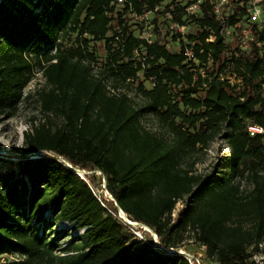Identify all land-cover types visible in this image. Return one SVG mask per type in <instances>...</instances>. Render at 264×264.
Here are the masks:
<instances>
[{
    "label": "trees",
    "instance_id": "16d2710c",
    "mask_svg": "<svg viewBox=\"0 0 264 264\" xmlns=\"http://www.w3.org/2000/svg\"><path fill=\"white\" fill-rule=\"evenodd\" d=\"M249 4L230 0L224 20L212 0L193 14L179 0H0V115L32 96L24 88L35 69L46 82L33 93L42 119L0 170V254L16 252L23 264H189L167 251L181 248L187 233L213 264H264L253 259L264 239V8L263 26H251L241 49ZM147 12L150 41L141 36L145 20L131 22ZM170 22L194 33L186 41ZM93 42L106 55L96 70ZM129 82H137L135 97L123 90ZM145 115L157 129L143 125ZM218 136L230 148L225 164L195 173L198 150ZM89 177L104 179L117 206ZM118 206L163 248L130 240ZM48 210L53 224L84 229L62 255L35 228Z\"/></svg>",
    "mask_w": 264,
    "mask_h": 264
},
{
    "label": "rangeland",
    "instance_id": "374dc122",
    "mask_svg": "<svg viewBox=\"0 0 264 264\" xmlns=\"http://www.w3.org/2000/svg\"><path fill=\"white\" fill-rule=\"evenodd\" d=\"M181 4L187 5V0H179ZM198 12V11H197ZM196 12V13H197ZM150 14L148 15V19H150ZM148 19H145L148 21ZM133 21H142L141 19H131ZM146 23V22H145ZM144 27L150 28L151 26L148 24H144ZM194 33V28L190 24L185 25L184 29L181 31V36L184 37L186 41H188L187 36ZM168 46L173 48L174 50L179 49L178 41L172 40L171 36L168 38ZM227 41L232 42L233 38L227 37ZM234 44V42H232ZM96 47V56L97 61L93 63L94 70L98 67H101L105 62V51L103 50V44L100 42H93ZM66 45H70V41L66 42ZM230 82H238L240 79L235 77L233 74H227L226 77ZM139 80H143L142 73H139ZM45 79L42 76L41 72L35 69L34 75L30 82L24 88V94L31 93L32 96L28 99H23L18 103L17 109L12 116L7 114L0 115V170L8 169L11 164L8 159L11 154L14 153V147L21 146L23 141V133L25 130L29 129L32 124H36L38 120L42 119V114L40 112V103L38 102L36 95H34V91L42 86H45ZM148 84V82H146ZM137 82H129L128 86L123 87L130 96L135 97V88ZM51 121L53 123H59L60 119L56 117H52ZM142 123L145 127L150 129H157V123L154 117L151 115H145L142 117ZM230 152V148L228 142L222 137L218 136L214 140H212L206 149H199L196 156L198 157L197 162L193 167V171L195 173H200L203 175L215 173L220 166L224 165L226 162V158ZM16 167V166H15ZM16 169V168H15ZM80 173V172H79ZM83 174V173H81ZM95 173L89 172V176L91 177ZM98 174V172H96ZM90 182L93 186L96 194L109 199L106 196L105 190L103 188V178L99 181L96 178V182H92L91 178ZM97 177V176H96ZM188 197L179 200L175 208L172 212V217H176L177 212L185 205L186 201H188ZM110 200V199H109ZM51 210L46 212V219L48 222L40 223L35 225V228L38 230V234H44L47 237H50L52 241L56 244L54 246V251L56 254L62 255L61 249L66 247V245L72 241H78L80 235H82L84 229H76L73 227L72 222H56L53 224L51 222ZM51 225V226H50ZM124 233L128 236L130 240L144 241L152 239L154 244L158 247L159 238H157V242L154 240V236L148 231L140 226H126L125 222L122 223ZM136 232H140L142 234V238L138 237ZM191 235V233H190ZM186 238L183 241L181 249L189 252L196 257H198L202 264H213L210 259L206 257L205 247L196 243L192 238L189 237V234H185ZM24 257L16 252H8L0 254V264H23ZM253 259L256 263H261L262 259H264V239L259 245V249L254 253Z\"/></svg>",
    "mask_w": 264,
    "mask_h": 264
},
{
    "label": "built area",
    "instance_id": "2783aa9c",
    "mask_svg": "<svg viewBox=\"0 0 264 264\" xmlns=\"http://www.w3.org/2000/svg\"><path fill=\"white\" fill-rule=\"evenodd\" d=\"M118 1H123V0H118ZM202 0H187V5L185 6V10L190 13H196L200 9V3ZM213 1V6H214V12L221 17L222 19H226L227 16H224L223 10L225 8V5L230 2V0H212ZM263 8H264V0H250L249 7L247 8L248 14H247V20L246 23H243V26L241 21H238L236 23V26H241L240 30V39H239V48L241 49H246L249 47L250 41L253 39L252 38V28L251 26L254 24L257 28H261L263 26ZM150 13H144L141 15H136L137 19L145 20L148 19V15ZM168 17H170V13H166ZM146 24H148V21H146ZM169 28L172 32L174 33H181V31L184 29L183 25H178L175 22H170ZM224 33L226 37L232 36V27L225 26L224 27ZM141 36L148 41L152 39V32L150 28L145 27L143 31L141 32ZM184 53L187 55L189 58L193 56V51L189 47L184 48ZM249 130L251 133L254 132H261L262 128L258 126H249ZM78 174L83 177V174L79 173ZM104 183V179H103ZM103 188L105 190L106 196L110 199L113 200V197L109 194V192L106 190L105 185L103 184ZM118 217L122 220V222H125L126 225L128 226H140L144 228L142 225L138 224H133L135 221L131 220L128 218L126 213L123 210L118 209ZM150 231L152 236H154V240L156 241L158 236L149 228H144ZM138 237L142 238V234L140 232H136ZM157 242V241H156ZM154 243V241H153ZM159 247L162 249L163 247L158 243ZM154 247H157L156 244H154ZM168 252L173 253V252H178L179 254L183 255L189 264H202L200 259L196 257L195 255L186 252L182 250L181 248L179 249H174V248H169L167 249Z\"/></svg>",
    "mask_w": 264,
    "mask_h": 264
},
{
    "label": "water",
    "instance_id": "95a60500",
    "mask_svg": "<svg viewBox=\"0 0 264 264\" xmlns=\"http://www.w3.org/2000/svg\"><path fill=\"white\" fill-rule=\"evenodd\" d=\"M113 201H114V199H113ZM114 203H115V205L117 206V203L114 201ZM118 209H120V210H122L119 206H118ZM133 224H138V225H142V226H146V225H144V224H142V223H139V222H137V221H135ZM147 228H149L148 226H146ZM150 229V228H149Z\"/></svg>",
    "mask_w": 264,
    "mask_h": 264
},
{
    "label": "bare ground",
    "instance_id": "6f19581e",
    "mask_svg": "<svg viewBox=\"0 0 264 264\" xmlns=\"http://www.w3.org/2000/svg\"><path fill=\"white\" fill-rule=\"evenodd\" d=\"M144 228H147L146 226H143Z\"/></svg>",
    "mask_w": 264,
    "mask_h": 264
}]
</instances>
